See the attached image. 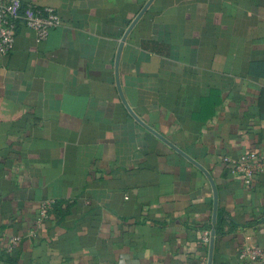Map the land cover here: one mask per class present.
Listing matches in <instances>:
<instances>
[{"label":"crops","instance_id":"0c3cea01","mask_svg":"<svg viewBox=\"0 0 264 264\" xmlns=\"http://www.w3.org/2000/svg\"><path fill=\"white\" fill-rule=\"evenodd\" d=\"M22 3L62 24L0 54V264H259L264 0Z\"/></svg>","mask_w":264,"mask_h":264},{"label":"built area","instance_id":"2783aa9c","mask_svg":"<svg viewBox=\"0 0 264 264\" xmlns=\"http://www.w3.org/2000/svg\"><path fill=\"white\" fill-rule=\"evenodd\" d=\"M20 24L31 29L37 40L44 41L52 29L62 24V18L53 8L24 5L22 0H0V54L8 55L13 51ZM230 161L232 173L242 174L248 186L253 185L255 173L261 171L264 166L255 154H244ZM51 203H43L40 210L42 217H48ZM19 240L18 237L13 238L11 247L14 248ZM203 241L210 247L211 235H207ZM239 259L243 262L264 264V251L258 246L245 245L239 253ZM207 260L209 261V257Z\"/></svg>","mask_w":264,"mask_h":264},{"label":"water","instance_id":"95a60500","mask_svg":"<svg viewBox=\"0 0 264 264\" xmlns=\"http://www.w3.org/2000/svg\"><path fill=\"white\" fill-rule=\"evenodd\" d=\"M129 110L131 111L132 115L136 118L137 116L135 115V113L131 110V108L129 107ZM207 173V172H205ZM216 222V218L214 220ZM214 239H215V233L212 232V236H211V243H210V250H209V261L208 264H212V260H213V249H214Z\"/></svg>","mask_w":264,"mask_h":264}]
</instances>
